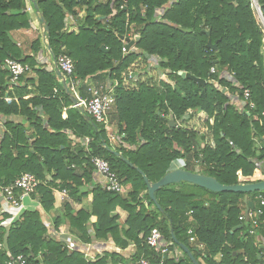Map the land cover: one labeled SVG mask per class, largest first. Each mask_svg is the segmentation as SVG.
Wrapping results in <instances>:
<instances>
[{"label":"trees","instance_id":"16d2710c","mask_svg":"<svg viewBox=\"0 0 264 264\" xmlns=\"http://www.w3.org/2000/svg\"><path fill=\"white\" fill-rule=\"evenodd\" d=\"M256 2L264 19V0ZM34 3L0 0V61L9 57L28 64L33 76L13 92L22 94L28 84L39 92L28 100L19 98L6 104L2 95L9 89V75L0 71V115L7 118L0 138V191L22 174H31L39 181L32 197L40 206L23 211L7 229L0 228V264L8 255H22L33 264H139L142 259L158 264L160 254L146 242L152 229H157L167 244H172L174 236L202 264H260L257 239L264 238V208L255 235L249 234L250 223L240 222L239 216L246 208L244 198L258 209L257 198L264 199V191L213 193L180 182L158 189L156 206L137 171L151 184L176 169L212 177L226 186L264 181V26L255 18L252 0ZM28 7L37 16L51 57L65 54L73 61L72 78L80 81L81 96L96 81L117 82V145L110 142L105 124L68 107L71 97L55 71L37 65L34 56L23 55L12 33L31 28ZM164 9L162 21H158L156 11ZM69 18L74 24L67 28ZM122 38L130 39L136 50L123 53ZM208 39L216 43V51L207 48ZM41 45V40H35L32 52L38 53ZM139 59L150 64L154 61L173 85L138 80L136 89H125L122 75ZM179 72L205 84L182 78ZM245 90L250 95L246 101ZM234 99L244 105L238 108ZM36 106L44 108L45 122ZM65 106L67 116L63 119ZM193 111L207 117L205 133L187 127ZM64 131L75 140L70 141ZM27 132H32V137ZM86 138L89 142L84 146ZM92 157L109 163L120 179L122 193L107 192L101 186L90 188ZM54 189L65 191L76 204H83L92 194L87 208L75 211L71 203L64 204L63 213L53 222L55 231L67 223L69 233L82 245L110 239L120 251L133 245V254L105 253L88 261L81 248L73 250L49 235L45 220L54 207ZM117 208L126 213L121 225ZM239 225L242 228L234 231ZM189 229L204 245L203 251L190 245ZM175 248L182 258H165L162 264H193L177 245H168L169 251Z\"/></svg>","mask_w":264,"mask_h":264},{"label":"built area","instance_id":"2783aa9c","mask_svg":"<svg viewBox=\"0 0 264 264\" xmlns=\"http://www.w3.org/2000/svg\"><path fill=\"white\" fill-rule=\"evenodd\" d=\"M28 12H32L30 7L27 8ZM124 47L122 52L126 53L129 49L126 48L128 42L125 38L122 39ZM132 50L136 48L132 47ZM53 67L60 71L63 75L64 81L67 84V88L71 95L76 99V104L72 108H82L86 114L92 118L98 124H106L108 114L112 110L115 104V98L113 94V86H107L106 88H97L95 86H87V97H82L80 95V81L72 78L74 72V64L70 57L65 54H59L57 57H53ZM0 71H7L9 75V85L12 87L18 86L20 79L32 72L31 67L28 64L21 63L12 58H5L0 61ZM214 72V69H211V73ZM249 92L244 91L243 98L244 101L249 99ZM4 101L7 103L12 102V99L5 97ZM244 105V103H242ZM242 105V106H243ZM250 107L253 108V104H250ZM4 120L0 117V131H4ZM89 139H84L83 143L87 145ZM90 163L94 169V172L99 175L103 182L101 187L112 193H122V185L117 174L112 171L109 163L100 158L92 157ZM39 181L31 174H22L20 178L15 180L11 186L4 187L0 191V211L2 215H8L11 217V220L8 221V227L10 224L18 218V216L25 210L40 208L36 199L32 197V194L35 192L36 187L38 186ZM30 199L31 204H25L24 200ZM36 200L34 201L32 200ZM259 208L249 210L248 215L245 216L243 213L239 216V221H247L250 223V235H255L256 229L259 226L258 218L263 215L262 208H264V199L262 197L257 198ZM34 204V205H33ZM189 236V243L196 244L195 248L199 251H203L204 246L197 242L196 238L193 235L191 229L187 232ZM64 242H67V239H61ZM147 245L150 249L157 251L160 254V261L158 264H162L164 259L170 254L168 245L164 241L161 233L157 229H152L149 236L147 237ZM1 247V245H0ZM4 264H33L28 262L25 257L22 255L10 256L8 255L7 260ZM139 264H151L148 260L142 259ZM260 264H264V253L261 254Z\"/></svg>","mask_w":264,"mask_h":264},{"label":"crops","instance_id":"0c3cea01","mask_svg":"<svg viewBox=\"0 0 264 264\" xmlns=\"http://www.w3.org/2000/svg\"><path fill=\"white\" fill-rule=\"evenodd\" d=\"M26 12L28 13V15L30 16V19H31V28L28 30L15 31L14 33H12V37L15 40V42L18 44V46H20V48L23 52V55L34 56V59H35V62L37 65L45 68L46 71H48V72L49 71H55L56 72L55 68L53 67V57H51V55L49 54V48L44 44L43 35H42V32L40 31V26L37 22V16L33 11L32 12L26 11ZM70 23L74 24V21L71 18L68 19L67 28L69 27ZM37 39L41 40L42 49H40L38 53L34 54L32 52L31 45ZM30 74L22 77L23 80L21 82H19V85L21 87L25 86V82H26L25 80L30 77ZM30 78H33V76H31ZM58 80L60 83H62L61 78L58 77ZM110 83L111 82L106 81V83L100 84L99 81H96V83H92V85L97 87V88H106ZM65 84H66V82H65ZM27 86L28 87H26V90H24L22 92V94L17 95V94H15L16 92L15 93L13 92L14 87L9 85V87H8L9 89L5 92L6 94L2 95L3 100L5 97H9L12 99V101L17 102L19 100V98H22L23 100H28L29 98L39 96V92L34 88V86L32 84H28ZM9 92L10 93L12 92L10 96L8 95ZM84 97H87V93ZM234 102L237 103L238 108H241L243 105L242 102H239L236 99H234ZM6 104H7V102H6ZM71 106L72 105H70L68 107H71ZM29 107L32 108L31 105ZM68 107H66V106L63 107V110H62V118L63 119L67 116L66 112H67ZM35 109H37V112H38L37 114H39L41 119H43V121L45 122L46 121V115L44 113V108L42 106H36ZM0 117L4 120V122H5V120H7L6 117H3L1 115H0ZM13 118L14 117H11L9 119L13 120ZM14 120L17 122H22L24 120V118L22 119V118L16 117V118H14ZM107 120L110 122V124L116 123V115H115V108L114 107L112 108V110L108 114ZM23 124L25 126H27L26 122H23ZM187 125H189V124L187 123ZM64 132L69 134L68 131H64ZM31 133L32 132H30V133L27 132V134H28L27 136L31 135L30 137H32ZM1 136H2V134L0 133V138H1ZM68 138L70 139V141L75 140L71 134L68 135ZM108 138L110 139V142L113 145H117L119 143V139H118V136L116 134V131H114L113 133H108ZM71 147L72 146L70 145V150H72ZM195 173H197V172H195ZM102 182H103L102 178L94 172L92 175V185L90 186V188L95 187V186H101ZM53 196H54V207L51 210V212H49V214L46 215V220H45V224L49 230L48 231L49 235L53 236L54 238H56L59 241H62V243L66 244L69 248H71L73 250L75 248H77V249L81 248L80 250L84 253V255L88 261H95L97 259V256H98V258L102 257L105 253H114L115 252V253L122 254L125 257H128L130 254H133V251H134L133 245H130L129 248L126 249L125 251H120L119 249L116 248V246L114 245V243L110 239L107 241L92 240L91 243H89L87 245L86 244L82 245L77 241V239L75 238V236L73 234L69 233L67 223H64L63 225H61L57 229V231H55L52 227L53 222L58 216H60L63 213L64 204H66L67 202L71 203V205L75 211L79 210L82 207L87 208V207H89V205L92 201V194L88 195L87 199L84 200L83 204L74 203L65 191L54 189L53 190ZM32 200L34 201V203L36 202V200H34V199H32ZM31 202L32 201L30 199L24 200L25 204H31ZM53 212L55 213V216L51 217L50 214ZM116 213L120 217L119 223L121 225L126 218V213L119 208L116 209ZM9 220H11V217L8 215H2L1 211H0V228L1 229L5 230L8 228L7 224H8ZM89 232L91 233V229L89 230ZM60 235H64L65 239H67L68 241L64 242L63 240H61L59 237ZM257 240L260 241L259 247L264 246V238L259 237ZM167 245H171V244H167ZM190 245L192 247L196 246V244H190ZM167 258L181 259L182 254L178 249L175 248L173 251H170V254L167 256ZM199 262L202 264L201 260H199Z\"/></svg>","mask_w":264,"mask_h":264},{"label":"water","instance_id":"95a60500","mask_svg":"<svg viewBox=\"0 0 264 264\" xmlns=\"http://www.w3.org/2000/svg\"><path fill=\"white\" fill-rule=\"evenodd\" d=\"M29 1L31 3H33V5L35 6L34 0H29ZM252 3L255 6V8L257 9V14H258V18H259L260 22L264 26V19H263L260 7L257 5L256 0H252ZM39 20H40L42 26L44 27V29L47 30L48 28L44 22V19L42 17H40ZM206 35L209 37L210 31H207ZM132 45H133V43L131 42V43L126 45V48L128 49ZM207 48H210V49L216 51V49H217L216 43L212 44L211 40L208 39ZM101 50L104 53L108 52L104 47H101ZM56 74L59 78L63 79L62 74L58 70L56 71ZM178 75L181 76L182 78L194 80L195 82H197L199 84H205V82L203 80L195 78L194 76H192L188 73L179 72ZM62 86H63L65 93L70 95L68 88L66 87L64 79L62 80ZM70 97H71V101L74 104H76V99L74 97H72L71 95H70ZM79 110L81 112H83L82 108H79ZM170 126H172V127L174 126V123L172 121H170ZM115 155L120 157L122 160H124L129 166H132L127 160L122 158V156L120 154L115 153ZM137 171L142 175V177L144 179V182L147 186V191H148L150 201H152L156 206H158V205H157V202H156V199L154 196L155 192L158 189H160L161 187H164V186H167L170 184H178L180 182H186L189 184L197 185L200 188H203V189L208 190V191L213 192V193H221V192L252 193V192L264 191V181L259 182V183H255V184H241V185L226 186V185L220 184L219 182H217L216 179H214L212 177H208V176L201 175L198 173H191V172H188V171H185L182 169L173 170L172 172H170L169 174L164 176L162 179H160L158 182L151 184V183H149L148 179L145 177V175L140 170L137 169ZM243 202L246 204L244 214H245V216H247L249 210H253V203L250 200H248V198H244ZM241 228H242V225H239L238 227L234 228L233 230L235 231V230L241 229ZM171 245H177L186 254V256L189 258V260L193 264H199V262L192 255V252L190 251V249L183 244H179L174 236H172V244ZM261 251H264V246H261L259 248V254L257 255V259L259 260V262L261 259V255H260Z\"/></svg>","mask_w":264,"mask_h":264},{"label":"rangeland","instance_id":"374dc122","mask_svg":"<svg viewBox=\"0 0 264 264\" xmlns=\"http://www.w3.org/2000/svg\"><path fill=\"white\" fill-rule=\"evenodd\" d=\"M119 1H121V0H100V2H103V3L108 2L110 5L116 4ZM126 8H127V5L124 6V9H126ZM164 8H166V7H164ZM252 8H253L255 18L259 22L256 9L254 8V6H252ZM143 11H144V9H143ZM164 11H165V9L156 11V14L158 16L157 17L158 21H162V15L164 14ZM263 32H264V30H263ZM138 80L141 82L142 81H148V82H152V83L165 82V83L173 85L172 82L169 81L167 76L165 74H163L160 70H158V66L154 61H152L150 64V63H144L141 59H139L137 62H135L128 69L127 74L122 75V86L127 90L128 89H136V86H137L136 82ZM114 82L115 83L111 82L109 85H111V86L115 85V87H116L117 82L116 81H114ZM115 87H114V89H115ZM114 89H113V94H114ZM114 98H115V95H114ZM115 101H116V99H115ZM113 107L115 108V104ZM206 121H207V117L205 116L204 113H202L200 111H193V117L191 118V120L188 121L189 125L187 127L193 128L199 134H202V133L206 132V126H205ZM105 126L107 128L108 133H113L114 131H116L115 124H110V122L108 120H107V123L105 124ZM0 133L2 134L1 131H0ZM118 139H119V137H118ZM83 144H84V146H86L85 143H83ZM50 216L51 217L55 216V213L54 212L51 213ZM59 237H60V239H65L64 235H60Z\"/></svg>","mask_w":264,"mask_h":264},{"label":"bare ground","instance_id":"6f19581e","mask_svg":"<svg viewBox=\"0 0 264 264\" xmlns=\"http://www.w3.org/2000/svg\"><path fill=\"white\" fill-rule=\"evenodd\" d=\"M122 39H123V38H122ZM122 39H121V40H122ZM125 40L128 42V44L131 43L130 39H126V38H125ZM132 46H133V45H132ZM132 46L129 47L128 49H131ZM55 70L57 71V69H55ZM59 72H60V71H59ZM60 73H61V72H60ZM61 74H62V73H61ZM62 76H63V75H62ZM63 79H64V78H63ZM63 79H62V80H63ZM8 81H9V78H8ZM66 87H67V84H66ZM79 90H80V89H79ZM68 91H69V90H68ZM69 93H70V92H69ZM70 95H71V93H70ZM71 96H72V95H71ZM72 97H73V96H72ZM73 105H74V103L72 104V106H73ZM72 106H71V107H72ZM77 109H79V108H77ZM83 112H85V111L83 110ZM85 113H86V112H85ZM93 170H94V169H93ZM253 207H254V206H253Z\"/></svg>","mask_w":264,"mask_h":264}]
</instances>
